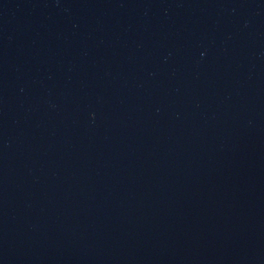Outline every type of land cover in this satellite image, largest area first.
Here are the masks:
<instances>
[{
    "label": "water",
    "instance_id": "1",
    "mask_svg": "<svg viewBox=\"0 0 264 264\" xmlns=\"http://www.w3.org/2000/svg\"><path fill=\"white\" fill-rule=\"evenodd\" d=\"M0 264H264V0H0Z\"/></svg>",
    "mask_w": 264,
    "mask_h": 264
}]
</instances>
